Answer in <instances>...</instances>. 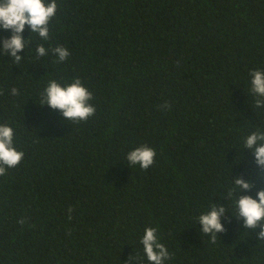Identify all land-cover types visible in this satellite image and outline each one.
Wrapping results in <instances>:
<instances>
[{"label": "trees", "instance_id": "trees-1", "mask_svg": "<svg viewBox=\"0 0 264 264\" xmlns=\"http://www.w3.org/2000/svg\"><path fill=\"white\" fill-rule=\"evenodd\" d=\"M57 3L48 41L26 25L21 63L0 51V124L25 153L0 176V264H149L147 227L159 229L165 264H264L257 230L230 212L215 244L196 220L213 202L228 206L231 175L255 182L242 195L264 189L243 152L264 125L249 76L264 70V0ZM11 35L0 29V48ZM37 44L71 54L37 57ZM74 78L96 107L79 124L37 104L49 80ZM142 145L156 150L147 170L126 159Z\"/></svg>", "mask_w": 264, "mask_h": 264}, {"label": "clouds", "instance_id": "clouds-1", "mask_svg": "<svg viewBox=\"0 0 264 264\" xmlns=\"http://www.w3.org/2000/svg\"><path fill=\"white\" fill-rule=\"evenodd\" d=\"M57 11V0H0V29L12 32L10 37L3 38V47L0 51L10 56L19 65L25 56L18 53L26 50L32 43L30 36L27 39L23 36L26 25L30 27L31 33H36L41 40L48 41L51 21ZM35 51L37 57H44L51 51L58 63L66 61L71 54L64 46L48 49L44 44H37ZM249 76L251 77L250 92L254 106L258 110L264 109V70L254 69L250 71ZM11 94L16 96L20 93L17 88L13 87ZM0 95H3L2 90H0ZM93 99L94 93L79 78L63 84L52 79L39 93L37 104L58 110L65 120L79 124L95 115L96 107L91 103ZM170 107L171 105L164 104L161 109ZM246 150L253 153L254 163L257 168L261 169L260 178L264 179V125L255 126V130L244 138L243 152ZM24 156L25 153L18 150L15 145L14 128L9 124H0V176L6 175L8 169L19 166ZM155 157L156 150L148 145L136 147L126 155L129 165H139L145 170L155 163ZM231 180L232 186L222 197L228 199V206L213 202L209 211L201 213L196 218L198 225L202 226L200 227L201 234L209 236L210 242L215 244L218 234L227 231L222 220L230 212L232 217L243 221L245 229L257 230V239L264 241V189L256 193V198L251 195H242L244 192H251L255 187V182L246 180L243 175H231ZM230 201L235 206V214L228 210ZM158 233V228L147 227L140 240L149 264H165L172 258L168 248L160 241ZM131 260H134V256Z\"/></svg>", "mask_w": 264, "mask_h": 264}]
</instances>
